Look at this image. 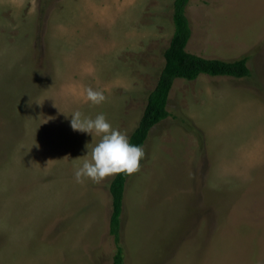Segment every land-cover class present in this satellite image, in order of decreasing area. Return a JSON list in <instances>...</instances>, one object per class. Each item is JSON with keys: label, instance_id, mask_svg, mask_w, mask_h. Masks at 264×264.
I'll return each instance as SVG.
<instances>
[{"label": "rangeland", "instance_id": "rangeland-1", "mask_svg": "<svg viewBox=\"0 0 264 264\" xmlns=\"http://www.w3.org/2000/svg\"><path fill=\"white\" fill-rule=\"evenodd\" d=\"M172 3L0 0V264H113L115 174L75 180L100 137L66 116L103 113L130 137L164 65ZM186 16L188 52L245 56L251 75L174 81L170 115L125 183L122 264H264V0H189ZM88 87L105 100L85 102Z\"/></svg>", "mask_w": 264, "mask_h": 264}, {"label": "trees", "instance_id": "trees-1", "mask_svg": "<svg viewBox=\"0 0 264 264\" xmlns=\"http://www.w3.org/2000/svg\"><path fill=\"white\" fill-rule=\"evenodd\" d=\"M189 0H173V33L167 48L163 52L164 65L159 73L154 89L148 94L142 116L129 137V142L143 148L151 129L169 117L167 105L169 94L176 79L192 81L199 75L226 76L234 79L249 78L250 69L247 58L233 61L207 59L186 50L191 36L190 23L186 16ZM131 174L117 173L111 179L108 190L111 196V214L109 234L116 244L113 264H122L123 250L120 245V217L122 213L125 183Z\"/></svg>", "mask_w": 264, "mask_h": 264}, {"label": "clouds", "instance_id": "clouds-1", "mask_svg": "<svg viewBox=\"0 0 264 264\" xmlns=\"http://www.w3.org/2000/svg\"><path fill=\"white\" fill-rule=\"evenodd\" d=\"M84 99L87 103L98 105L105 100V96L102 91L88 87L84 90ZM66 117H70L72 130L100 137L90 152L87 149V158L74 172L78 183L85 180L99 183L113 174H132L138 171L145 156L144 149L131 144L129 136L113 128L103 113L91 118L76 110Z\"/></svg>", "mask_w": 264, "mask_h": 264}, {"label": "crops", "instance_id": "crops-1", "mask_svg": "<svg viewBox=\"0 0 264 264\" xmlns=\"http://www.w3.org/2000/svg\"><path fill=\"white\" fill-rule=\"evenodd\" d=\"M212 180H215V179H212ZM212 182H215V181H212ZM193 203L196 204V203H199V202L196 201V203L195 202H193ZM198 207L199 206H196V207H193V208L191 207V211L193 210L195 212V209L194 208H198ZM153 213H154V211H153ZM193 216H196V215L195 214H192L191 217L193 218ZM120 224H121V221H120Z\"/></svg>", "mask_w": 264, "mask_h": 264}]
</instances>
